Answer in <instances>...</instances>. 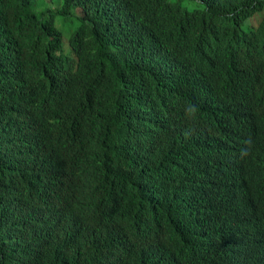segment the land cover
<instances>
[{
    "label": "clouds",
    "instance_id": "obj_1",
    "mask_svg": "<svg viewBox=\"0 0 264 264\" xmlns=\"http://www.w3.org/2000/svg\"><path fill=\"white\" fill-rule=\"evenodd\" d=\"M83 1L56 0L50 11L71 15L64 18L71 21L80 13L76 5ZM125 1L111 0L114 4ZM199 1L195 5L180 0L176 14L145 35L153 71L168 74L160 84L162 91L141 105H131L120 89L113 90L115 115L98 124L95 141L81 142L72 155L73 175L97 177L98 182L49 209L51 223L64 238L62 248L77 254L113 244L124 248L137 239L142 223L131 234L134 216L144 213L131 194L143 188L139 161L145 157L149 165L150 159L151 181L161 173L153 163L154 145L170 132L168 120L180 98L177 91H167L184 82L186 93L197 101L184 108L186 124L179 133L175 162L187 175L197 172L199 180L190 191L169 177L175 186L166 195L182 213L181 219L196 211L191 229L194 241L178 264H259L264 260V227L248 214L250 185L244 173L249 156L261 159L264 154L252 144L253 124L264 112V60L254 61L255 54L264 53V0ZM7 120L0 93L2 130H8ZM27 124L24 119L22 126ZM29 138L27 131L20 135L11 130L0 137L6 143L2 155L7 168L15 171L10 182L26 188L51 170L64 172L66 163L61 150L47 154L41 165L27 158L34 141L28 144Z\"/></svg>",
    "mask_w": 264,
    "mask_h": 264
},
{
    "label": "trees",
    "instance_id": "obj_2",
    "mask_svg": "<svg viewBox=\"0 0 264 264\" xmlns=\"http://www.w3.org/2000/svg\"><path fill=\"white\" fill-rule=\"evenodd\" d=\"M34 1L0 0V93L8 113V130L0 127V137L3 131L5 135L10 130L20 135L27 131L28 144L34 139L27 158L41 165L47 154L61 150L66 170H51L27 188L17 186L10 182L15 171L7 168L2 155L6 143L0 141V264H178L194 241L191 229L196 211L181 219L182 213L166 195L175 186L169 177L190 191L199 180L197 172L187 175L175 162L179 133L186 124L184 108L197 101L186 93L184 82L167 91H177L180 98L168 120L170 132L154 145L153 163L161 173L151 181L150 159L149 165L145 157L139 161L143 188L131 194L144 213L134 216L131 234L142 223L137 239L124 248L113 244L76 254L60 246L64 238L51 223L49 209L97 184V177L73 175L71 157L81 142L96 140L101 121L115 115L112 91L120 89L131 105H141L162 91L160 84L168 74L153 71L144 40L176 14L180 0L120 4L84 0L76 5L80 13L74 16L76 22L66 26L65 34L55 25L54 14L71 15L52 12L50 7L36 12ZM188 2L198 5L200 1ZM262 60L264 53L254 55L255 62ZM24 119H28L27 127L22 126ZM252 144L264 151V112L253 124ZM244 173L250 185L248 214L264 227V154L261 159L249 156Z\"/></svg>",
    "mask_w": 264,
    "mask_h": 264
},
{
    "label": "rangeland",
    "instance_id": "obj_3",
    "mask_svg": "<svg viewBox=\"0 0 264 264\" xmlns=\"http://www.w3.org/2000/svg\"><path fill=\"white\" fill-rule=\"evenodd\" d=\"M55 4H56V0H46L44 5H41L38 2V0H35L33 2V8L35 9L36 12H39L40 10L44 9V7H50L51 8V7L55 6ZM54 15H56L55 25L58 28H61L64 34H65L64 29L66 28V26L76 22L75 19H72L71 21L65 20L64 17L58 13H55Z\"/></svg>",
    "mask_w": 264,
    "mask_h": 264
}]
</instances>
